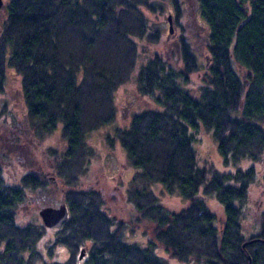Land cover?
<instances>
[{"label":"trees","instance_id":"obj_1","mask_svg":"<svg viewBox=\"0 0 264 264\" xmlns=\"http://www.w3.org/2000/svg\"><path fill=\"white\" fill-rule=\"evenodd\" d=\"M195 1L197 19L206 23L208 55L202 66L184 36L178 42L180 63L159 53L141 61V42L161 39L146 14L164 10L158 0L5 5L0 94L8 75L17 74L28 127L40 140L60 130L67 148L47 153L65 184L70 215L42 249L49 230L41 223L20 224L16 210L28 190L47 189L49 183L31 172L9 182L0 162V264H81L83 248V264H168L157 249L181 264H264V228L247 235L242 224L259 175L256 164L264 177V0ZM170 3L179 18L181 1ZM200 70L202 84L192 93L187 86ZM134 75L139 94L151 96L160 108L139 110L129 124L104 136L111 147L120 144L137 180L147 182L127 190L132 211L123 219L104 211L103 195L85 188L82 177L95 155L89 135L115 122L116 92ZM200 129L212 133L234 171L198 164L193 144ZM154 184L178 194L186 207L166 209ZM211 198L222 216L210 206ZM140 228L146 243L127 242V231ZM58 245L69 252L61 262L52 260Z\"/></svg>","mask_w":264,"mask_h":264},{"label":"rangeland","instance_id":"obj_2","mask_svg":"<svg viewBox=\"0 0 264 264\" xmlns=\"http://www.w3.org/2000/svg\"><path fill=\"white\" fill-rule=\"evenodd\" d=\"M170 1L158 0L164 7L163 11L158 10L156 13L146 11L150 23L161 30V39L158 43L141 42V61H146L148 58L153 57L155 53H159L171 63H180L178 42L184 36L192 46L194 53L198 55L199 64L204 65L208 55V42L205 38L206 29H202V24L206 26V23L201 21V24L200 19L199 21L197 19L196 11L198 7L196 1L180 0L183 14L181 13L179 18ZM8 2L9 0H4V5L0 9V30L7 18L5 5ZM199 15L202 18L200 10ZM202 73L203 71L200 70L192 76V82L187 86L192 93L197 92L198 87L202 84ZM115 100L117 106L115 122L90 134L88 137V143L94 148L95 155L91 158L87 175L82 177V184L85 188H92L103 195L104 211L108 215L128 219L132 208L127 201V190L130 188L141 189L146 186L147 182L137 180V170L129 163L127 154L120 144L115 143L111 147L104 136L113 127L129 124L132 116L137 111L146 107L160 108V106L153 102L151 96L139 94L135 75L128 83L117 90ZM26 113L27 109L20 76L10 73L6 80L5 91L0 94V125L4 126L3 132L0 131V139L4 138L3 143L0 145V162L9 182H14L20 179L24 173L29 172L45 177V180L49 183L48 188L28 190L26 200L16 210L17 221L20 224H43L40 216L41 209L60 207L65 204L63 199L65 184L56 176L53 162L48 157L47 152L53 149L64 150L67 145L62 139L59 129L40 140L28 127ZM196 136L198 140L194 142L193 146L200 166L213 165L222 172L236 169V166L224 163L218 142L214 139L212 133L200 129V134ZM15 140L17 141L15 142ZM250 164V161H248V164L243 163L244 167ZM256 167L259 170V175L250 189L246 213L242 220L247 235L259 234L264 228V177L260 173L259 168L261 165L256 164ZM151 188H153L154 193L166 209L179 211L186 207L187 203L178 194L167 193L158 184L152 185ZM208 202L217 215L222 216L223 209L220 204L213 198ZM47 229L49 230L48 235L46 238L44 237V243L41 246L45 250L48 247L46 244L47 238L54 230ZM127 234V242L145 244L147 241L142 228L137 229V232L132 234L127 231ZM157 254L166 259L168 264H181L177 259L170 258L164 249H157ZM68 256V250L64 246L58 245L52 260L61 262L66 260ZM45 258L49 259L47 254H45ZM48 261L50 262V260Z\"/></svg>","mask_w":264,"mask_h":264},{"label":"water","instance_id":"obj_3","mask_svg":"<svg viewBox=\"0 0 264 264\" xmlns=\"http://www.w3.org/2000/svg\"><path fill=\"white\" fill-rule=\"evenodd\" d=\"M4 5V0H0V9ZM171 25V21H170ZM40 216L45 227L53 229L61 227L69 218V211L66 204L60 207H45L41 209ZM264 243V238L262 239ZM86 255V250L83 248L80 251V260Z\"/></svg>","mask_w":264,"mask_h":264},{"label":"flooded vegetation","instance_id":"obj_4","mask_svg":"<svg viewBox=\"0 0 264 264\" xmlns=\"http://www.w3.org/2000/svg\"><path fill=\"white\" fill-rule=\"evenodd\" d=\"M48 155V154H47ZM55 180V179H54ZM56 181V180H55ZM70 215V214H69ZM53 229H56V228H53ZM264 238V237H263ZM262 238H260V240H261ZM86 257V255L81 259L82 260V262H81V264H83V259ZM80 260V261H81Z\"/></svg>","mask_w":264,"mask_h":264}]
</instances>
